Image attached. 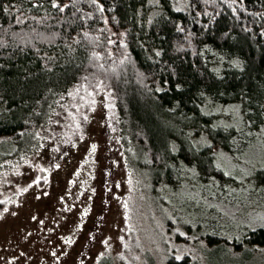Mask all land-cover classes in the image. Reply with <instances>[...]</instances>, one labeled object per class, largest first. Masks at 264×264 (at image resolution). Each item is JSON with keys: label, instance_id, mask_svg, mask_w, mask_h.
Instances as JSON below:
<instances>
[{"label": "trees", "instance_id": "1", "mask_svg": "<svg viewBox=\"0 0 264 264\" xmlns=\"http://www.w3.org/2000/svg\"><path fill=\"white\" fill-rule=\"evenodd\" d=\"M74 90L107 93L104 127L153 182L220 176L236 130L221 109L264 124V0H0V149L37 143Z\"/></svg>", "mask_w": 264, "mask_h": 264}, {"label": "rangeland", "instance_id": "2", "mask_svg": "<svg viewBox=\"0 0 264 264\" xmlns=\"http://www.w3.org/2000/svg\"><path fill=\"white\" fill-rule=\"evenodd\" d=\"M77 92L28 150L0 149V264H264L248 240L264 228V124L223 107L236 130L214 154L220 176L185 166L155 183L104 127L107 93Z\"/></svg>", "mask_w": 264, "mask_h": 264}, {"label": "bare ground", "instance_id": "3", "mask_svg": "<svg viewBox=\"0 0 264 264\" xmlns=\"http://www.w3.org/2000/svg\"><path fill=\"white\" fill-rule=\"evenodd\" d=\"M141 190V189H140ZM188 255V254H187Z\"/></svg>", "mask_w": 264, "mask_h": 264}]
</instances>
